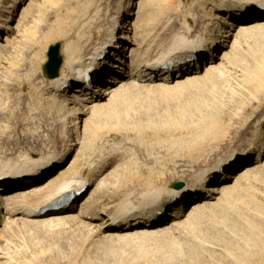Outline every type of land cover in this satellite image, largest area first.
<instances>
[{"label":"rangeland","instance_id":"obj_1","mask_svg":"<svg viewBox=\"0 0 264 264\" xmlns=\"http://www.w3.org/2000/svg\"><path fill=\"white\" fill-rule=\"evenodd\" d=\"M18 1L0 0V25H4L8 13L14 9L10 16L14 20L9 26H15L22 18L21 29L26 31L24 37L23 31L18 37L13 31L15 38L11 36L13 41L0 52V78L3 77L0 79V164L7 159L19 160L16 155L29 147H36L40 155L62 149L66 139L75 136L70 126L63 127L70 125L69 120L62 121L55 101L41 95L48 83L43 69L47 51L59 45L63 65L65 45L74 41L79 44L78 59L89 44V37L93 40L102 34L98 28L107 15L118 13L119 4L122 6L119 14L127 10L135 12L138 0H34L30 5L26 0L20 4ZM143 1L141 21L149 24L153 19L156 24L144 27L145 34L149 33L148 40H155L151 59L165 49L175 30L190 40L206 29L208 35L218 36L211 8L221 0ZM24 6L27 10L21 16ZM188 25L193 26L189 32ZM240 40L244 69L233 65L222 76L211 74L207 76L209 79L203 78L205 82L199 77L202 81L196 84L166 91L132 88L115 107L116 112L84 117L89 118L86 125L99 126H93L85 136L80 135L76 166L68 176L90 169L93 180L95 177L101 180L98 196L91 203L92 210L111 213L122 203L137 205L156 189L177 183L190 185L198 172L212 168L217 160L245 146L254 122L264 115V75L247 78L249 72H254L256 61L264 57V34H245ZM179 110H185L182 123L166 122V116L177 117ZM263 169L250 181L241 183L242 191L225 196L229 197L226 198L230 199L229 203L224 199L225 205L220 204L221 198L219 206L184 217V223L161 234L99 241L87 239L86 232L78 227L16 223L7 231V239L12 243L9 242L6 252L14 259L1 262L264 264ZM110 170H113L111 175L106 173ZM247 182L251 189L243 192Z\"/></svg>","mask_w":264,"mask_h":264},{"label":"bare ground","instance_id":"obj_2","mask_svg":"<svg viewBox=\"0 0 264 264\" xmlns=\"http://www.w3.org/2000/svg\"><path fill=\"white\" fill-rule=\"evenodd\" d=\"M26 1L30 5L34 0ZM21 2L22 0L18 1L19 4ZM16 3L13 2L11 7ZM238 4L240 6L236 7ZM143 5L144 1L138 0L135 12L127 10L121 15L119 12L122 6L119 4V12L107 15L105 22L99 26L102 36H94L93 40L89 37V44L78 59L76 54L79 44L68 42L65 51L63 50L67 60L64 59L57 76L52 80L45 77L48 83L41 95L55 101L53 104L57 105V113L61 114L62 121L66 123L69 120L70 125L63 127L70 126L69 129L75 136L71 139L66 137L69 139L67 140L64 135L67 143L64 145L65 141L63 142L62 149L55 148L40 155L36 147H29L16 155L20 157L19 160L7 159L0 164V264H3V260H8V263L10 261L11 255L6 251L9 250L7 245L10 246L12 242L7 239V231L16 223L43 227H78L86 232L87 239L98 238L99 241L161 234L184 223V217L190 218V215L192 217L215 205H225L223 202L226 201L229 203V197L242 191L239 189L241 183L258 175L257 172L264 168L262 114L254 122L251 137L240 151H233L225 159L217 160L212 168L198 172L190 185L175 189L172 184L170 188L156 189L137 205L127 206L122 203L111 213L92 210L91 203L98 196L101 180L96 177L93 180L94 175L90 169L87 172L81 171L79 175L68 176L76 166V147L81 143L80 135L85 136L93 126H99L86 125L88 119L112 110L116 112L115 107L122 103L125 93L132 88L166 91L202 80L205 82L206 79L204 81L203 78L210 77L211 74L222 76L233 65L243 68L240 38L250 33H259L260 36L264 34V0H221L218 6L211 8L215 14L218 36L208 35L206 29L190 40L175 30L165 49L151 59L155 40H148L149 33L145 34L144 27L156 24L153 19L149 20V24L145 22L146 25L141 21ZM21 10L22 16L27 10L26 6ZM13 11L14 9L8 13L4 25H0V52L9 46L13 31L17 33L14 34L16 36L23 31L24 37L26 33L21 29L22 18L15 26H9L10 21L14 20L10 17ZM166 27L165 25L160 33ZM192 29V25L186 26L188 32ZM256 62L254 72H249L247 78L264 75V57ZM92 75L102 78L92 81ZM182 111L177 117L166 116V122L182 123ZM87 115L89 118L84 119ZM148 120L152 121L151 118ZM150 122L149 124L152 123ZM74 152L76 154L73 155ZM112 171L106 173L111 175ZM247 184V189L243 188V192L251 189L250 182ZM228 195L229 197H225ZM187 204V209L183 211ZM57 206L64 211L58 213Z\"/></svg>","mask_w":264,"mask_h":264},{"label":"water","instance_id":"obj_3","mask_svg":"<svg viewBox=\"0 0 264 264\" xmlns=\"http://www.w3.org/2000/svg\"><path fill=\"white\" fill-rule=\"evenodd\" d=\"M62 60L60 58V46L53 45L49 47L47 51V62L45 63L43 69L47 79H54L61 67ZM175 189H180L182 187L181 183L175 184Z\"/></svg>","mask_w":264,"mask_h":264},{"label":"snow or ice","instance_id":"obj_4","mask_svg":"<svg viewBox=\"0 0 264 264\" xmlns=\"http://www.w3.org/2000/svg\"><path fill=\"white\" fill-rule=\"evenodd\" d=\"M240 5L238 4V5H236V7H239ZM262 6H264V5H262Z\"/></svg>","mask_w":264,"mask_h":264}]
</instances>
